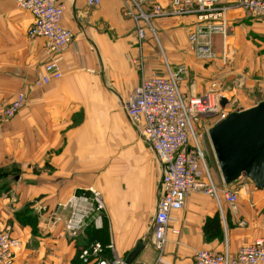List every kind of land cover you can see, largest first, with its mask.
Here are the masks:
<instances>
[{"label":"crops","instance_id":"crops-1","mask_svg":"<svg viewBox=\"0 0 264 264\" xmlns=\"http://www.w3.org/2000/svg\"><path fill=\"white\" fill-rule=\"evenodd\" d=\"M60 1L66 6L62 24L73 31L74 40L62 51L63 77L36 87L34 81L44 72L52 53L45 38L29 36L33 15L18 8L15 0H0V111L18 91L27 93L19 113L0 121V231L9 227L21 241L14 264H82L75 240L65 227L70 210L61 205L72 194L86 193L95 185L96 169L103 166L94 111L100 113L108 103L112 106L109 115L122 126L120 133L124 134L125 127L126 134L134 138L121 107L125 104L126 108L143 78L158 71L156 62L152 63L149 39L142 42L138 37L122 0H101L93 6L89 0ZM232 19L249 25L243 15ZM227 40L240 45L245 50L242 54L252 56L244 34H230ZM235 63L224 64L226 77H246L238 59ZM205 71L202 75L207 79L211 71ZM260 83L250 84L264 92ZM207 84L198 78L192 86L202 93ZM96 88L100 96L88 99V89ZM87 103L90 110H86ZM120 138L124 140V135ZM138 151L140 158L136 155L132 163H139L142 171L129 189L141 188L142 195L125 200L124 208L110 207L107 220L109 239L119 257L125 260L143 241L134 263L195 264L194 254L200 249L234 255L242 246L264 238V188L246 176L227 184L221 174L215 177L218 198L193 192L182 209L171 213L170 227L180 232L170 231L166 250L158 253L153 244V221L161 191L160 165L145 143L136 145ZM124 161L128 165L127 158ZM228 190L237 195L235 203L227 200ZM24 209L36 214L35 226ZM64 210L69 211L67 215ZM215 216L222 233L209 239L205 225Z\"/></svg>","mask_w":264,"mask_h":264},{"label":"built area","instance_id":"built-area-1","mask_svg":"<svg viewBox=\"0 0 264 264\" xmlns=\"http://www.w3.org/2000/svg\"><path fill=\"white\" fill-rule=\"evenodd\" d=\"M101 0H89V5H98ZM126 14L133 20L142 42L150 38L155 20L171 17L192 18L190 42L198 59L214 61L217 55L211 49V34L221 31L224 35L223 57L226 64L232 63L235 55L227 36L231 30L228 15L241 9L255 17H264V0H122ZM18 8L29 11L34 22L29 30L31 38L43 37L52 53L45 64L44 72L34 81L43 87L63 77L62 51L74 40L71 29L63 26L66 6L60 0H15ZM153 33V32H152ZM157 36L156 32L153 33ZM167 62V59H166ZM168 63V62H167ZM179 73L153 74L142 79L126 105L127 115L143 139L151 146L161 167V191L153 221V244L158 253H163L168 244L171 213L184 207L188 195L202 192L219 197L218 187L207 166L195 125L209 118L218 123L229 115L226 106L232 100L228 90L217 92L216 82L204 93L180 89ZM239 83L235 82V85ZM225 101V102H224ZM27 102V93L18 91L15 97L0 111V118H12ZM214 125V124H213ZM207 125H205L206 127ZM210 125L206 132H209ZM227 200H237L234 191H226ZM70 210L65 221L66 230L72 238L79 237L89 225L100 227L104 223L105 204L100 192L89 187L85 193H74L61 205ZM245 224V222H241ZM112 254L101 256L100 242L91 243L80 251L83 264H124L114 244L107 245ZM21 250V241L11 228L0 231V264H14ZM195 264H264V238L242 246L237 253L200 249L194 254ZM138 264V263H134Z\"/></svg>","mask_w":264,"mask_h":264},{"label":"rangeland","instance_id":"rangeland-1","mask_svg":"<svg viewBox=\"0 0 264 264\" xmlns=\"http://www.w3.org/2000/svg\"><path fill=\"white\" fill-rule=\"evenodd\" d=\"M164 1L167 3L170 0ZM239 15H243V20L249 24L247 25L248 27L242 25V22L232 19ZM228 19L232 25L229 35L239 33V35L243 37L244 34L245 39L249 42L247 45L251 48L250 52L253 53L252 56H250V54L244 55L241 51L245 50L242 49L240 45L236 46L235 43L228 41L234 50L235 59L237 56L239 65L243 68L244 72L242 74H246V77H226V60L223 55L214 61L198 59L195 56L190 42L193 20L190 17H171L163 21H153L156 30H152V32H156L157 36L151 32L149 44L151 45L152 51V63L156 62L155 65L158 71L151 75H169L170 72L179 73L180 89L184 93L191 91V85L194 84L198 78L202 79L205 83L207 82V87H209L212 82H216L217 92L226 93V90L229 91L232 100L228 102L226 108L230 110L232 108L237 110L238 108L243 109V107L246 106H254L257 102L261 101L264 92L258 90L260 86L252 87L250 83H257V85H259L261 81L260 85H264V17H255L241 9H235L229 13ZM223 40L224 35L221 31H214L211 34V48L217 55H221L223 52ZM239 57H241V59ZM219 59H221L222 63L225 61V65L222 64ZM235 59L230 65H236L235 61H237V59ZM233 66L231 67L232 70H234ZM205 70L211 71L207 79L202 75L206 73ZM235 82L239 84L235 85ZM207 90L208 88L203 91ZM196 93H198V91ZM94 95L100 96L98 88L94 89V91L88 89V99L90 96ZM235 96L237 99H235ZM106 104L107 108L104 106L100 113L98 109H95L94 115L96 117L92 119L94 120L93 125L97 128L95 137L97 143L102 147L104 162L101 168L96 169V175L94 176L97 177V182L95 185L91 186L100 192V196L105 204V221L108 220L110 207L120 206L124 208L126 206L125 200H130L137 195H142L141 188H139V191L136 190L137 188H134L135 191L129 189L132 181L140 179L138 175L142 171L139 163H132L133 160L137 159L136 155L140 158V151L136 152V145L145 143L149 147L151 153L154 154L151 146L143 139L141 134L131 123L126 113L125 104L121 107V114L123 120H126L125 122L132 129L134 138L126 134L125 127L124 134L120 133L122 126L117 123L118 120L115 116L109 115L112 112V106L110 107L108 103ZM90 107L91 105L87 103L86 110H90ZM4 119L5 118H0V121ZM84 122L86 123L88 121ZM213 124L215 125V122L212 123L209 118H206L203 119L202 122L200 121V123L196 124L195 129L200 139L207 166L216 183L215 177L216 175H221V173L209 133L206 132L207 126L210 125L212 127ZM205 125L207 126L205 127ZM123 135L124 140L120 138V136ZM126 158L128 165H126L124 161ZM111 161L113 162L111 163ZM42 170L46 172L47 168H42ZM91 170L94 169H87V171ZM17 175L19 176V174ZM67 212L69 211L64 210L65 215H67ZM24 215L32 217L35 214L29 211Z\"/></svg>","mask_w":264,"mask_h":264},{"label":"water","instance_id":"water-1","mask_svg":"<svg viewBox=\"0 0 264 264\" xmlns=\"http://www.w3.org/2000/svg\"><path fill=\"white\" fill-rule=\"evenodd\" d=\"M208 133L225 183L246 176L264 188V99L249 108L231 111ZM143 244L138 243L124 264L136 261Z\"/></svg>","mask_w":264,"mask_h":264},{"label":"trees","instance_id":"trees-1","mask_svg":"<svg viewBox=\"0 0 264 264\" xmlns=\"http://www.w3.org/2000/svg\"><path fill=\"white\" fill-rule=\"evenodd\" d=\"M29 211H26L24 209V214ZM18 217H20V213L17 214ZM27 217L29 215H26ZM21 218V217H20ZM30 219V222L33 226H35L37 222V216L36 214L32 217H28ZM212 223V224H211ZM205 231L207 234V237L209 239L215 238L220 236L222 233L221 224L218 216H215L214 218L208 219L206 225H205ZM75 245L78 248L76 256L79 259V261L83 264V261L80 259L79 254L80 251L89 246L91 243L100 242L103 246V252L101 253L102 257L109 258L111 256V252L109 251L110 248L107 247V245L111 242L109 239L108 234V223L104 220V223L100 227H96L95 225H89L83 236H79L74 238ZM110 254H107V253Z\"/></svg>","mask_w":264,"mask_h":264}]
</instances>
